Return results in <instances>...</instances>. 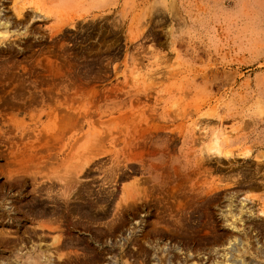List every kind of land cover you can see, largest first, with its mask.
<instances>
[{
	"label": "rangeland",
	"instance_id": "rangeland-1",
	"mask_svg": "<svg viewBox=\"0 0 264 264\" xmlns=\"http://www.w3.org/2000/svg\"><path fill=\"white\" fill-rule=\"evenodd\" d=\"M0 264H264V0H0Z\"/></svg>",
	"mask_w": 264,
	"mask_h": 264
},
{
	"label": "bare ground",
	"instance_id": "bare-ground-1",
	"mask_svg": "<svg viewBox=\"0 0 264 264\" xmlns=\"http://www.w3.org/2000/svg\"><path fill=\"white\" fill-rule=\"evenodd\" d=\"M23 137H24V135H23ZM58 140H56L55 143H57V144L59 143V145L58 146L55 145L57 147H55V149L53 151L54 153H51L47 149L46 143L37 142L38 144L34 145V143H27L26 142L27 144L25 143L22 146V150L20 152L18 151L19 152L18 156L14 155L15 152L12 154L11 150L9 151V156L8 155L7 156L9 157V160L11 158V160H10L11 164L13 162L19 161L16 164L19 166V168L30 167V165L32 164V166L30 168H35L36 171H37V169L41 168L42 164L44 166L49 164L50 165L49 167L53 168V169H55L52 166V164H54V163H56L58 165H62V166L64 165L63 166V169H64L63 174H56L58 172V171H56V169L55 170L50 169V170L56 171V173H55L56 175L54 174L55 175L54 179H56L58 182H61L63 185L68 186L73 191L75 186L78 183H80L79 175L82 171V168H80L79 165L76 163V161H77L76 156L77 155L75 153L76 148L74 147L76 135H74V134L70 135V137H68V139H66L65 141H62L60 139L61 141L59 140L60 141L59 142ZM27 141H30V140H27ZM44 149L46 151L48 150L49 152L47 154H44V155L42 154V155L37 156L38 154H40V150H44ZM213 149L217 153L220 152L219 146L215 145L213 147ZM48 159H50V160L47 162ZM12 160H13V162H12ZM35 161H37V162L34 163ZM10 163H9V165H10ZM26 164H27V166H26Z\"/></svg>",
	"mask_w": 264,
	"mask_h": 264
}]
</instances>
